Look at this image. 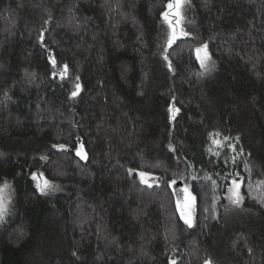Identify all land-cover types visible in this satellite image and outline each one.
Listing matches in <instances>:
<instances>
[{"label": "trees", "instance_id": "obj_1", "mask_svg": "<svg viewBox=\"0 0 264 264\" xmlns=\"http://www.w3.org/2000/svg\"><path fill=\"white\" fill-rule=\"evenodd\" d=\"M168 3L0 0V264H264V0H188L171 47ZM172 180L196 198L192 227Z\"/></svg>", "mask_w": 264, "mask_h": 264}, {"label": "snow or ice", "instance_id": "obj_2", "mask_svg": "<svg viewBox=\"0 0 264 264\" xmlns=\"http://www.w3.org/2000/svg\"><path fill=\"white\" fill-rule=\"evenodd\" d=\"M187 2H188V0H169V3L167 4V8L169 10L175 11V15L177 17L175 24H174L173 20L169 19L170 11H165L162 14L164 19L168 22L169 28L172 29L171 37L168 40V46L169 47H171V45L175 42V40L178 38V35H182V36L188 35V33L184 32L182 29L179 32V34L176 32V24H179V20L181 18L180 10L183 7V5ZM42 40H43V37L41 36V41ZM207 49H208V45L202 44L201 46H199L195 49V53H196V58L200 62V66L202 68H206L208 70H211V68H209L208 64L206 63L207 61L211 60V56L208 53ZM164 59L168 60L167 54L164 55ZM56 63L57 62H56L55 58H52L51 64H52L54 69L56 68ZM168 67L171 69V62L170 61L168 63ZM212 67L214 68V65H212ZM57 74L59 75L60 79L63 80L68 74V66L65 64L63 66L62 70H59L58 72H54L53 77L55 78V76ZM76 79L78 80L79 77H77ZM75 87H76V90L71 93V95L73 97H75L79 94V90L81 88V86L79 84H76ZM175 111L178 112L179 109H175ZM236 140L238 141L239 137H236ZM214 143H217L219 145L218 141H214ZM53 147H59L61 150H63L65 148L64 145H59V146L53 145ZM229 147L233 151H235V145L234 144L229 145ZM2 155L3 154L0 153V156H2ZM76 155L80 156L81 159H85V160L87 159V155H86V152L84 150L83 144L80 145L79 150H77V152H76ZM42 159H44V157H42ZM232 160H233V163H235V157H233ZM225 163H227V161H225ZM134 171H135L134 169H128L129 174H131ZM137 175L139 176L141 183L147 184L149 187L152 186V183H150V180L152 182H156V179L154 177H151L150 174L145 172V171H139L137 173ZM193 178H195V177H193ZM32 179L34 181H36V188L39 190V192L42 195H47L49 191H56L59 188L58 185H55L51 181H49L47 178H44L42 174H34V175H32ZM171 183L174 185L176 183V181L172 180ZM231 183H232V186L229 187V189H228V191L230 193L228 199L230 200V202L233 205L240 206V204L242 203V199H243L239 193L240 183L237 182L235 179H233ZM10 189H11V186L6 181L3 183V185H0V222H3L5 215L8 213V205L11 203ZM188 199L194 200V197H192L191 194H189ZM180 208H181V217L183 218L184 223L187 224L189 227H192L193 226V220H192L191 214L185 213L183 205H181ZM172 264H176V262L173 260ZM205 264H213V262L211 260H206Z\"/></svg>", "mask_w": 264, "mask_h": 264}, {"label": "rangeland", "instance_id": "obj_3", "mask_svg": "<svg viewBox=\"0 0 264 264\" xmlns=\"http://www.w3.org/2000/svg\"><path fill=\"white\" fill-rule=\"evenodd\" d=\"M169 11H170L169 19L173 20V22L175 24V21L177 19L176 15H175V11L174 10H169ZM180 31L181 30L178 29V24H176V32L179 34ZM180 37L182 38V35H178V38H180ZM207 51L210 54L209 49H207ZM198 62H199V60H198ZM206 63L208 64L209 68H213L212 65H214V63H213L212 59L207 61ZM203 70L209 71L206 68H203ZM214 141H218L219 145L217 143H214ZM229 145H233V143H230L226 139H222V138H219V137H213L212 138V147H211V151L210 152L212 154H214V155H217L220 159H223L222 161H224V163H225V161H227L226 164L231 163L233 161L232 160L233 157H235V159L238 158L237 157L238 153H237L236 146H235V151H233L229 147ZM229 173L230 172H228L226 175H229ZM151 177H153V176H151ZM154 178L156 179V182H152L150 180V183H152V186L158 184L157 178L156 177H154ZM232 180H233V178H232ZM232 180H231V182H232ZM237 182H239V181H237ZM145 185L148 186L147 184H145ZM240 185H241V183H240ZM231 186H232V183L228 187H231ZM172 188H173V193H174V195L176 197V201L175 202L177 203V208H178V211L180 213V216H181V208H180V206L183 205L185 213L186 214L190 213L191 216H192V220L194 222V219H195V215L194 214H195V211H196V202H195L196 198L193 195V193L191 192V189H189V187L187 188V186H185V185L178 186L176 184L172 185ZM239 193H240V196H241V187L239 188ZM189 194H191V196L194 197V200H189L188 199ZM229 195H230V193H228L227 198L229 197ZM230 204H232V203L230 202Z\"/></svg>", "mask_w": 264, "mask_h": 264}]
</instances>
